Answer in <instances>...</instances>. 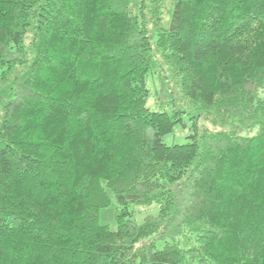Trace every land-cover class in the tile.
<instances>
[{
  "label": "trees",
  "instance_id": "obj_1",
  "mask_svg": "<svg viewBox=\"0 0 264 264\" xmlns=\"http://www.w3.org/2000/svg\"><path fill=\"white\" fill-rule=\"evenodd\" d=\"M0 264H264V0H0Z\"/></svg>",
  "mask_w": 264,
  "mask_h": 264
},
{
  "label": "rangeland",
  "instance_id": "obj_2",
  "mask_svg": "<svg viewBox=\"0 0 264 264\" xmlns=\"http://www.w3.org/2000/svg\"><path fill=\"white\" fill-rule=\"evenodd\" d=\"M148 86L151 90L152 96L149 98L148 105L150 108L154 110H170L171 106L170 104H167L165 102V97L162 96L161 92V84L157 78H153L151 76L148 77ZM201 126L206 125L209 126L210 129H216L214 126H212L209 123L201 122ZM193 120L191 119L190 115L185 113L183 114V122L178 123L175 125L174 130L166 135H164L163 139L164 142L167 144H185L190 142L191 139V134H193ZM155 205V204H154ZM135 209L139 210L135 214V219L137 220L138 223H142L144 220V215L147 212L145 211L146 209H149L151 212H156L157 211V206H151V207H145V206H133ZM144 210V211H140ZM159 246H162V243H160Z\"/></svg>",
  "mask_w": 264,
  "mask_h": 264
}]
</instances>
